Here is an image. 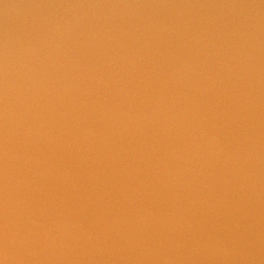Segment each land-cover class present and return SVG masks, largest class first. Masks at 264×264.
Masks as SVG:
<instances>
[{"label": "water", "instance_id": "1", "mask_svg": "<svg viewBox=\"0 0 264 264\" xmlns=\"http://www.w3.org/2000/svg\"><path fill=\"white\" fill-rule=\"evenodd\" d=\"M0 264H264V0H0Z\"/></svg>", "mask_w": 264, "mask_h": 264}]
</instances>
